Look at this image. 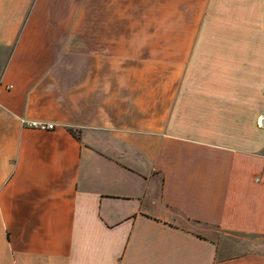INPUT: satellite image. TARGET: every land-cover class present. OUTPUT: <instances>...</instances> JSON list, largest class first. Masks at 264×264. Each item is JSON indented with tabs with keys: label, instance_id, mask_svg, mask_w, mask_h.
<instances>
[{
	"label": "crops",
	"instance_id": "obj_1",
	"mask_svg": "<svg viewBox=\"0 0 264 264\" xmlns=\"http://www.w3.org/2000/svg\"><path fill=\"white\" fill-rule=\"evenodd\" d=\"M262 115L264 0H0V264H264Z\"/></svg>",
	"mask_w": 264,
	"mask_h": 264
},
{
	"label": "built area",
	"instance_id": "obj_2",
	"mask_svg": "<svg viewBox=\"0 0 264 264\" xmlns=\"http://www.w3.org/2000/svg\"><path fill=\"white\" fill-rule=\"evenodd\" d=\"M261 123H262V125H264V115L261 116ZM43 126L52 127L53 124H44Z\"/></svg>",
	"mask_w": 264,
	"mask_h": 264
}]
</instances>
